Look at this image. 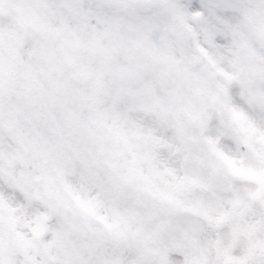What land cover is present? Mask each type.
<instances>
[{
  "label": "snow or ice",
  "instance_id": "1",
  "mask_svg": "<svg viewBox=\"0 0 264 264\" xmlns=\"http://www.w3.org/2000/svg\"><path fill=\"white\" fill-rule=\"evenodd\" d=\"M0 264H264V0H0Z\"/></svg>",
  "mask_w": 264,
  "mask_h": 264
}]
</instances>
